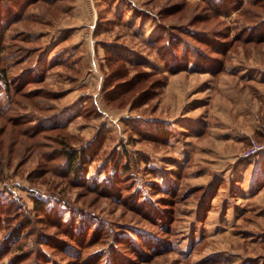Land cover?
I'll return each instance as SVG.
<instances>
[{"label":"rangeland","instance_id":"374dc122","mask_svg":"<svg viewBox=\"0 0 264 264\" xmlns=\"http://www.w3.org/2000/svg\"><path fill=\"white\" fill-rule=\"evenodd\" d=\"M226 3L0 0V264H264V0Z\"/></svg>","mask_w":264,"mask_h":264},{"label":"trees","instance_id":"16d2710c","mask_svg":"<svg viewBox=\"0 0 264 264\" xmlns=\"http://www.w3.org/2000/svg\"><path fill=\"white\" fill-rule=\"evenodd\" d=\"M227 1L228 0H214V3L217 5L221 4V6H223V8H225L224 6L229 5L226 3ZM229 3L231 5L232 1ZM106 53L107 54L105 57V61L107 63V70H106L105 76L103 78V88L105 91V100H106V102H108L110 104L117 103L119 105V103L122 102L123 100H125V98L130 97L131 91L138 92V90L144 88L141 85V81L144 80V78H143L142 74L141 75L136 74L132 77H127V73L125 72L126 70H123L121 65L116 64L118 61L123 59V57L119 56V54H114V53L111 54V52H108V51ZM0 77L2 78L3 82L6 83L5 70L0 69ZM5 88L8 89L7 87H5ZM136 89H138V90H136ZM1 134H2V132H0V159L2 158L1 149L4 147V138L2 137ZM34 136L35 135L33 134L32 138H34ZM88 147H89V144L87 142L79 149H76V148L65 149L64 154H65L67 174H69V175L71 174L73 176H78L80 174L81 169H82L80 167L85 166L81 162H83V160H85L86 157L89 156V152H90L89 148L90 147L89 148ZM116 164L117 163H115L114 165H116ZM121 167H122L123 172H125L126 170L129 169V165H127V164H122ZM82 173L80 175H84ZM11 202L10 201L8 203L2 202L1 206H4L6 204L7 207H10ZM34 203H35V205L37 204L40 206H46L44 201L38 200L36 198L34 199ZM74 220L77 222L76 218H74ZM72 230H75V228H73ZM10 233H11L10 237L12 239L17 238L20 234V227L18 225L12 227V230ZM126 239H127V237H126ZM141 245H143V244H141ZM145 245H146V243H145ZM112 261H113V263L117 262L116 259H113Z\"/></svg>","mask_w":264,"mask_h":264},{"label":"built area","instance_id":"2783aa9c","mask_svg":"<svg viewBox=\"0 0 264 264\" xmlns=\"http://www.w3.org/2000/svg\"><path fill=\"white\" fill-rule=\"evenodd\" d=\"M257 149H264V145H260V146H256L253 151L257 150Z\"/></svg>","mask_w":264,"mask_h":264}]
</instances>
